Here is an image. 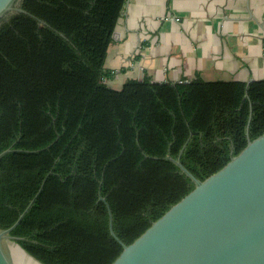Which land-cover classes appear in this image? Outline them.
<instances>
[{
    "label": "trees",
    "instance_id": "1",
    "mask_svg": "<svg viewBox=\"0 0 264 264\" xmlns=\"http://www.w3.org/2000/svg\"><path fill=\"white\" fill-rule=\"evenodd\" d=\"M127 1L19 0L0 23V230L24 213L10 236L40 264H111L110 218L129 244L193 189L170 159L203 180L264 132V80L110 88Z\"/></svg>",
    "mask_w": 264,
    "mask_h": 264
},
{
    "label": "crops",
    "instance_id": "2",
    "mask_svg": "<svg viewBox=\"0 0 264 264\" xmlns=\"http://www.w3.org/2000/svg\"><path fill=\"white\" fill-rule=\"evenodd\" d=\"M113 37L105 67L117 89L145 78L264 80V0H128Z\"/></svg>",
    "mask_w": 264,
    "mask_h": 264
},
{
    "label": "water",
    "instance_id": "3",
    "mask_svg": "<svg viewBox=\"0 0 264 264\" xmlns=\"http://www.w3.org/2000/svg\"><path fill=\"white\" fill-rule=\"evenodd\" d=\"M18 2L0 0V23L22 12ZM109 86L117 89L116 82ZM9 152H1L0 159ZM170 160L193 189L129 244L114 234L110 218V233L122 248L111 264H264V132L252 140L247 133L241 152L203 180L180 157ZM23 215L0 230V264H14L6 241H15L10 233Z\"/></svg>",
    "mask_w": 264,
    "mask_h": 264
},
{
    "label": "rangeland",
    "instance_id": "4",
    "mask_svg": "<svg viewBox=\"0 0 264 264\" xmlns=\"http://www.w3.org/2000/svg\"><path fill=\"white\" fill-rule=\"evenodd\" d=\"M6 244L9 246V250L11 249V251H12V255H13V258H14V264H35V263L31 262L30 259H28L26 257L28 255L25 252H23L19 247L18 248H14V246L17 247V244L15 242H11V241L7 242L6 241ZM12 248H14V250H12ZM21 252L24 253L26 256L25 255H21Z\"/></svg>",
    "mask_w": 264,
    "mask_h": 264
},
{
    "label": "bare ground",
    "instance_id": "5",
    "mask_svg": "<svg viewBox=\"0 0 264 264\" xmlns=\"http://www.w3.org/2000/svg\"><path fill=\"white\" fill-rule=\"evenodd\" d=\"M9 247V246H8ZM28 259H30L31 262L35 263L31 258H29L28 256H26ZM37 264V263H35Z\"/></svg>",
    "mask_w": 264,
    "mask_h": 264
}]
</instances>
